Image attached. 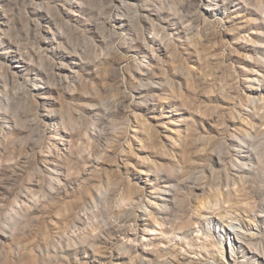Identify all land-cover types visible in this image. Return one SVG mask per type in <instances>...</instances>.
I'll return each instance as SVG.
<instances>
[{
    "label": "rangeland",
    "instance_id": "rangeland-1",
    "mask_svg": "<svg viewBox=\"0 0 264 264\" xmlns=\"http://www.w3.org/2000/svg\"><path fill=\"white\" fill-rule=\"evenodd\" d=\"M0 264H264V0H0Z\"/></svg>",
    "mask_w": 264,
    "mask_h": 264
},
{
    "label": "bare ground",
    "instance_id": "bare-ground-1",
    "mask_svg": "<svg viewBox=\"0 0 264 264\" xmlns=\"http://www.w3.org/2000/svg\"><path fill=\"white\" fill-rule=\"evenodd\" d=\"M247 147H248V146H247ZM249 149H250V148H249ZM249 154H250V153H249ZM229 230H230V227H229ZM228 232H229V235H230V231H228ZM231 232H232V231H231ZM235 232H236V234H237V233H239V234H240V233H242V234L244 233V231H243L242 229H240V228H236ZM242 236H243V235H242ZM244 237H245V236H244Z\"/></svg>",
    "mask_w": 264,
    "mask_h": 264
}]
</instances>
